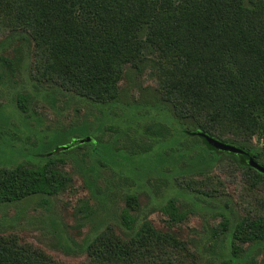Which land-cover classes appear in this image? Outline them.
Returning <instances> with one entry per match:
<instances>
[{
    "label": "trees",
    "instance_id": "1",
    "mask_svg": "<svg viewBox=\"0 0 264 264\" xmlns=\"http://www.w3.org/2000/svg\"><path fill=\"white\" fill-rule=\"evenodd\" d=\"M5 44L29 52L33 81H52L87 107L163 106L183 129L186 148L204 147L215 165L227 163L250 175L254 187L264 186V174L249 164L253 159L264 167V0H0V45ZM20 66L17 58L0 55L1 78L15 76ZM147 76L157 82L144 86L140 77ZM29 97L17 95L22 113ZM147 132L163 139L168 129L156 123ZM200 134L246 154L217 150ZM256 135L262 146L254 144ZM88 136L90 141L78 138L65 150L56 147L41 166L0 168V204L66 191L71 178L60 169L63 155L89 146L96 152L103 139ZM208 175L194 172L178 185L198 200H213L220 193L203 182ZM127 200L136 206V196ZM176 204L172 198L162 208L172 225L188 216ZM221 218L211 229L208 250L215 253L231 235V252L221 264H253L248 254L264 244V215ZM138 222L123 210L119 226L87 242V259L80 264L203 263L204 254ZM0 264L62 263L16 235H1Z\"/></svg>",
    "mask_w": 264,
    "mask_h": 264
},
{
    "label": "rangeland",
    "instance_id": "2",
    "mask_svg": "<svg viewBox=\"0 0 264 264\" xmlns=\"http://www.w3.org/2000/svg\"><path fill=\"white\" fill-rule=\"evenodd\" d=\"M0 55L21 62L15 76H0V168L20 163L41 166L56 147L88 135L103 139L97 141L96 152L89 146L63 155L65 164L60 169L71 182L60 195L0 204V236L16 235L62 264H80L87 259V242L106 228L119 226L120 214L127 210L138 225L149 222L189 251L204 254L202 264H221L231 252V235L215 253L208 250L211 229L220 224L221 214L227 213L234 221L247 214L264 215V186L254 187L250 175L232 170L227 163L215 165L204 147L186 148L183 129L163 106L87 107L52 81H33L27 50L17 52L15 45L5 44L0 45ZM140 80L144 86L157 82L150 76ZM20 93L30 96L26 113L17 106ZM156 123L168 129L165 138L147 132ZM253 140L263 145L258 135ZM145 148L148 153L143 152ZM198 171L208 172L203 182L218 191L219 198L203 197L202 201L180 189L178 179ZM130 196L137 197L136 206L127 200ZM172 198L188 213L187 220L177 225L162 211ZM248 257L253 264H264V244L253 248Z\"/></svg>",
    "mask_w": 264,
    "mask_h": 264
},
{
    "label": "water",
    "instance_id": "3",
    "mask_svg": "<svg viewBox=\"0 0 264 264\" xmlns=\"http://www.w3.org/2000/svg\"><path fill=\"white\" fill-rule=\"evenodd\" d=\"M200 136L202 138H204V140L213 148L217 149V150H221V151H225V152H230V153H234V154H246L243 150L236 148L234 146L228 145V144H224L221 143L213 138L208 137L205 134H200ZM90 138H87L85 140H81V142H87L90 141ZM67 147H63L60 150H65ZM249 164L252 168H254L255 170L259 171L260 173L264 174V167L259 165L258 163H256L253 159L249 160Z\"/></svg>",
    "mask_w": 264,
    "mask_h": 264
}]
</instances>
